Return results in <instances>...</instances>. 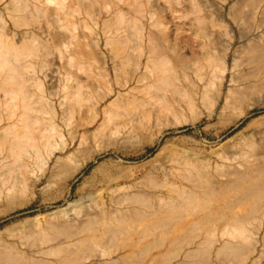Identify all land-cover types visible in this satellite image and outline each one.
<instances>
[{
	"label": "rangeland",
	"instance_id": "1",
	"mask_svg": "<svg viewBox=\"0 0 264 264\" xmlns=\"http://www.w3.org/2000/svg\"><path fill=\"white\" fill-rule=\"evenodd\" d=\"M39 263L264 264V0H0V264Z\"/></svg>",
	"mask_w": 264,
	"mask_h": 264
},
{
	"label": "bare ground",
	"instance_id": "2",
	"mask_svg": "<svg viewBox=\"0 0 264 264\" xmlns=\"http://www.w3.org/2000/svg\"><path fill=\"white\" fill-rule=\"evenodd\" d=\"M204 37H205V36H204ZM216 43H217V42H216ZM6 49H7V48H6ZM4 50H5V48H4ZM222 60H223V59H222ZM224 66H225V65H224ZM221 78H222V77H221ZM236 80H237V79H236ZM236 80H234V81H236ZM240 82H241V81H240ZM232 83H233V82H232ZM259 84H260V83H259ZM219 85L221 86V84H219ZM222 85H223V84H222ZM241 85H242V83H241ZM241 85H240L239 87H241ZM243 86H244V85H243ZM218 87H219V86H218ZM218 87H217V89H218ZM220 88H221V87H220ZM28 89H29V88H28ZM220 92H221V90H220ZM220 92H218V94H217L216 96L213 95L214 97H213L212 100H213V104H214V106L217 105V104H219L218 102H219V100L221 99V98H220ZM238 92H239V91H238ZM216 93H217V92H216ZM213 94H215V93H213ZM229 95H230V94H229ZM219 98H220V99H219ZM227 98H228V97H227ZM225 100H226V99H225ZM229 100H230V99H229ZM231 102H232V101H231ZM227 106H228V105H227ZM212 107H213V106H212ZM224 109H225V108H224ZM210 111H211V110H210ZM159 112H160V111H159ZM42 113H45V114H46V112H44V111H43ZM211 114H212V112H211ZM162 115H163V114H162ZM212 115H213V114H212ZM19 116H20V115H19ZM163 116H164V115H163ZM25 117H26V116H25ZM23 118H24V117H23ZM24 119H25V118H24ZM39 119H40V118H39ZM48 120L51 121V119H48ZM48 120H47L46 122L43 121V120H41V121H39V122H42V121L45 122V123H43V124L45 125V127H44V132H45V133H48V134L50 135V133L54 130V125H53V123H51V122L48 121ZM17 121H21V118L18 119ZM24 121H25V120H24ZM21 124H23V123H21ZM24 124H27V122H26V123L24 122ZM36 125L38 126L39 124H37V122H36ZM41 125H42V124H41ZM21 126H23V125H21ZM33 126H34V124H33ZM37 126H36V127H37ZM31 127H32V126H31ZM39 127H40V126H38L37 128L40 130ZM25 128H26V129H29V128H27V127H25ZM22 129H23V128H22ZM15 130H16V129H15ZM24 130H25V129H24ZM29 130H30V129H29ZM29 130H28V131H29ZM28 131H26V132H28ZM30 131H31V130H30ZM40 131H41V130H40ZM46 131H47V132H46ZM14 132H16V131H14ZM22 133H25V132H21V134H22ZM12 134H13V132H12ZM14 134H15V133H14ZM14 134H13V136H14ZM26 134H27V133H26ZM26 134H24V135L22 134V137H24V140H26V142H27L29 138H25ZM35 134H36V133H35ZM38 134H39V133H38ZM54 135H55V134H54ZM15 137H16V139H19V141L21 142L22 137H20V135H19V136L16 135ZM19 137H20L21 139H20ZM26 137H27V136H26ZM12 138H13V137H12ZM13 140H14V139H13ZM36 140H37V142L42 143V145L45 144V142H46L47 140H46V139L44 138V136H43V131H41V133L37 136V139H36ZM15 141H16V140H15ZM19 141H18V142H19ZM22 141H23V140H22ZM31 141H32V140H31ZM20 142H19V143H20ZM15 143H16V142H15ZM22 143H23V142H22ZM22 143H20V144H22ZM25 144H26V143H25ZM25 144H23V145H22V148H21L22 151H24V152H26V149H27V147H28V146H27L28 144H27V145H25ZM15 145H16V144H15ZM36 145H37V144H36ZM36 145L32 144V145L29 146V147H31V148H37ZM16 146H17V145H16ZM18 146H19V145H18ZM19 150H20V148H19ZM21 153H22V152H21ZM28 154H29V153H28ZM34 154H35V153H34ZM24 155H25V154H24ZM29 155H30V154H29ZM1 183H2V182H1ZM15 186H16V185H15ZM19 191H20V190H19ZM22 191H23V190H22ZM8 192H9V191H8ZM84 199H85V198H84ZM83 201H84V200H83ZM86 201H87V200H86ZM87 202H88V201H87ZM85 204H86V206L88 205L87 203H85ZM86 206H85V207H86ZM232 222H235V221H232ZM232 222H230V223H232ZM235 223H236V222H235ZM232 224H233V223H232ZM236 224H238V221H237ZM236 224H235V225H236ZM228 225H229V224H228ZM230 225H231V224H230ZM230 225H229V226H230ZM233 226H234V225H233ZM226 227H227V226H226ZM228 228H229V227H228ZM237 228H240V226H238ZM238 231H239V230H238ZM224 232H225V231H223L222 233H224ZM223 243H224V242H223ZM60 245H61V244H60ZM90 245H91V244H90ZM219 247H220V246H219ZM68 248H69V247H68ZM68 248H67V249H68ZM45 250H46V249H45ZM217 250H218V249H217ZM55 252H56V251H55ZM48 253H49V252H48ZM52 255H53V254H52ZM49 256H50V255H49ZM196 256H197V255H196ZM40 263H41V262H40ZM40 263H39V264H40ZM44 263H45V262H44ZM46 264H47V263H46ZM49 264H50V263H49Z\"/></svg>",
	"mask_w": 264,
	"mask_h": 264
}]
</instances>
